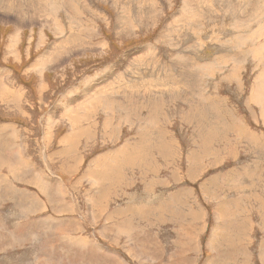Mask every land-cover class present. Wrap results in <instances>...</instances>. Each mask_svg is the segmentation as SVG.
<instances>
[{
  "label": "rangeland",
  "instance_id": "rangeland-1",
  "mask_svg": "<svg viewBox=\"0 0 264 264\" xmlns=\"http://www.w3.org/2000/svg\"><path fill=\"white\" fill-rule=\"evenodd\" d=\"M84 4L0 0V264H264V0Z\"/></svg>",
  "mask_w": 264,
  "mask_h": 264
},
{
  "label": "bare ground",
  "instance_id": "bare-ground-1",
  "mask_svg": "<svg viewBox=\"0 0 264 264\" xmlns=\"http://www.w3.org/2000/svg\"><path fill=\"white\" fill-rule=\"evenodd\" d=\"M87 1H88V0H84V3H85L84 5H86V6L88 5V4H87ZM65 2H66V1H65ZM65 2H64V3H65ZM67 2H68V1H67ZM72 2H73V1H72ZM65 4H66V3H65ZM67 4H68V3H67ZM58 5H59V4H58ZM50 6H51V5H50ZM54 6H55V5H54ZM56 6H57V4H56ZM59 6H60V5H59ZM54 8H55V7H54ZM58 8L60 9V7H57V9H58ZM263 8H264V7H263ZM66 9H67V8H66ZM240 9H243V8H240ZM70 10H71V9H70ZM258 10H259V9H258ZM260 10H261V9H260ZM22 11H23V10H22ZM242 11H243V10H242ZM66 12H67V11H66ZM245 12H246V11H245ZM257 12H258V11H257ZM253 15H254V14H253ZM261 16H263V15L261 14ZM21 17H22V16H21ZM76 17H77V16H76ZM30 18H31V17H30ZM238 18H239V17H238ZM78 19H80V18H78ZM239 19H241V18H239ZM262 19H264V18L262 17ZM18 20H19V22H22V21L24 22V21H25L24 19H18ZM246 21H247V20H246ZM15 22H16V21H15ZM241 25H242V24H241ZM257 26H258V25H257ZM263 26H264V24H263ZM249 27H250V26H249ZM249 27H248V29H249ZM246 28H247V27H246ZM259 28L261 29V27H259ZM248 29H247V30H248ZM250 29H251V28H250ZM262 29H263V28H262ZM252 30H254V29H252ZM245 31H246V30H245ZM243 33H244V32H243ZM243 33H242V34H243ZM245 33H247V32H245ZM250 34H251V33H250ZM257 34H258V32H257ZM237 35H238V34H237ZM246 35H247V34H246ZM18 36H19V35H18ZM257 38H258V36H257ZM249 45H250V44H249ZM262 45H263V44H262ZM246 47H247V45H246ZM252 47H253V46H252ZM263 49H264V45H263ZM256 50H257V49H256ZM256 50H255V51H256ZM262 51H264V50H262ZM175 52H176V51H175ZM256 52H257V51H256ZM252 53H253V52H252ZM184 55H185V54H184ZM229 55H230V54H229ZM187 58H188V57H187ZM217 59H218V58H217ZM233 61H234V60H233ZM208 64H210V62H208ZM129 67H130V66H129ZM211 67H212V66H211ZM211 67H210V68H211ZM189 68H190V67H189ZM204 68H206V67H204ZM208 68H209V67H208ZM208 72H209V71H208ZM205 74H207V73H205ZM207 75H208V74H207ZM208 84H209V83H208ZM165 86H166V85H165ZM167 88H168V87H167ZM202 92H203V91H202ZM182 93H183V92H182ZM184 94H185V93H184ZM186 95H188V94H186ZM259 95H260V99H261L262 96H261V94H259ZM184 96H185V95H184ZM181 97H182V96H181ZM185 97H186V96H185ZM257 97H258V95H257V96L255 95V98H257ZM262 98H263V97H262ZM174 99H176V98H174ZM181 99H182V98H181ZM188 99H189V98H188ZM192 99H193V98H192ZM192 99H191V100H192ZM103 100H104V99H103ZM197 100H198V99H197ZM182 101H183V100H182ZM190 103L192 104V102H190ZM193 103H194V102H193ZM191 104H190V105H191ZM194 105H195V104H194ZM196 107H197V106H196ZM177 111H178V110H177ZM153 112H154V110H153ZM153 112H152V113H153ZM155 112H156V111H155ZM153 114H154V113H153ZM161 114H162V113H161ZM127 115H128V114H127ZM154 115H155V114H154ZM126 118H128V117H126ZM119 119H121V118H119ZM121 120H122V119H121ZM122 123H123V122H122ZM152 127H153V126H152ZM117 131H118V130H117ZM157 131H158V130H157ZM136 139H137V138H136ZM151 139H152V138H151ZM140 141H141V140H140ZM138 143H139V142H138ZM143 144H144V143H143ZM136 145H137V144H136ZM158 145H159V143H158ZM124 147H126V146L124 145ZM140 147H141V146H140ZM157 147H158V146H157ZM134 148H135V147H134ZM137 148H138V147H137ZM141 148H142V147H141ZM139 149H140V148H139ZM140 151H141V150H140ZM146 152H147V151H146ZM158 154H159V153H158ZM158 154H157V155H158ZM192 157H193V156H192ZM137 158H138V157H137ZM120 160H121V159H120ZM137 160H138V159H137ZM146 160H147V159H146ZM142 161H143V160H142ZM152 161H155V160H152ZM147 163H149V162H147ZM153 164H154V163H153ZM150 166H151V165H150ZM156 171H157V170H156ZM158 172H159V171H158Z\"/></svg>",
  "mask_w": 264,
  "mask_h": 264
},
{
  "label": "crops",
  "instance_id": "crops-1",
  "mask_svg": "<svg viewBox=\"0 0 264 264\" xmlns=\"http://www.w3.org/2000/svg\"><path fill=\"white\" fill-rule=\"evenodd\" d=\"M77 135V134H76ZM100 134H99V132L97 133V137L99 136Z\"/></svg>",
  "mask_w": 264,
  "mask_h": 264
}]
</instances>
